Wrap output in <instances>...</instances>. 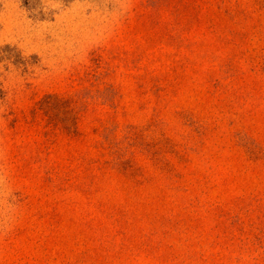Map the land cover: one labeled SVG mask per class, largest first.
<instances>
[{
    "label": "rangeland",
    "instance_id": "1",
    "mask_svg": "<svg viewBox=\"0 0 264 264\" xmlns=\"http://www.w3.org/2000/svg\"><path fill=\"white\" fill-rule=\"evenodd\" d=\"M0 264H264V0H0Z\"/></svg>",
    "mask_w": 264,
    "mask_h": 264
},
{
    "label": "trees",
    "instance_id": "2",
    "mask_svg": "<svg viewBox=\"0 0 264 264\" xmlns=\"http://www.w3.org/2000/svg\"><path fill=\"white\" fill-rule=\"evenodd\" d=\"M71 103V101H69Z\"/></svg>",
    "mask_w": 264,
    "mask_h": 264
}]
</instances>
